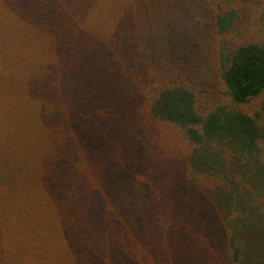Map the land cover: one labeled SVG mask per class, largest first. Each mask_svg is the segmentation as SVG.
Returning <instances> with one entry per match:
<instances>
[{
	"label": "trees",
	"instance_id": "trees-1",
	"mask_svg": "<svg viewBox=\"0 0 264 264\" xmlns=\"http://www.w3.org/2000/svg\"><path fill=\"white\" fill-rule=\"evenodd\" d=\"M234 2L0 0V264H264V0Z\"/></svg>",
	"mask_w": 264,
	"mask_h": 264
},
{
	"label": "rangeland",
	"instance_id": "rangeland-1",
	"mask_svg": "<svg viewBox=\"0 0 264 264\" xmlns=\"http://www.w3.org/2000/svg\"><path fill=\"white\" fill-rule=\"evenodd\" d=\"M253 1L254 0H235V2H234L235 5H237L238 8L241 9L242 20L240 21V24H241V29L245 28L246 29L245 31H247V27H248V23H249V19H250L249 14H248V10H249L248 7H249V5H251V3ZM256 26L257 25L254 26V25L249 24L250 33H247L248 36L249 35L258 36V37H260V39H262L264 41V32L259 31L258 28H256ZM255 28H256V30H255ZM245 34H246V32H245ZM198 51H200L199 46H197L196 49H195V47H193L192 50H189L188 55H192V56L196 57L197 56L196 52H198ZM44 221L47 222V220H44ZM44 223H42V226L40 228V232H39L40 235L44 234V233H48V232L51 233V231H48V229L44 226Z\"/></svg>",
	"mask_w": 264,
	"mask_h": 264
}]
</instances>
